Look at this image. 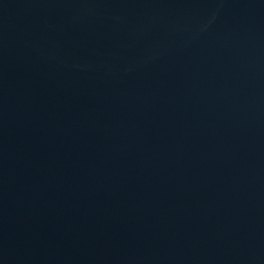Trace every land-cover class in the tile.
Returning a JSON list of instances; mask_svg holds the SVG:
<instances>
[{
  "label": "water",
  "instance_id": "95a60500",
  "mask_svg": "<svg viewBox=\"0 0 264 264\" xmlns=\"http://www.w3.org/2000/svg\"><path fill=\"white\" fill-rule=\"evenodd\" d=\"M0 264H264V0H0Z\"/></svg>",
  "mask_w": 264,
  "mask_h": 264
}]
</instances>
